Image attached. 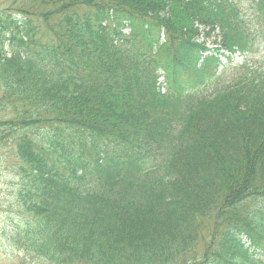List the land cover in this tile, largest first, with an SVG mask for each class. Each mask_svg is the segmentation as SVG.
<instances>
[{
	"label": "trees",
	"instance_id": "obj_1",
	"mask_svg": "<svg viewBox=\"0 0 264 264\" xmlns=\"http://www.w3.org/2000/svg\"><path fill=\"white\" fill-rule=\"evenodd\" d=\"M29 1L38 39L0 13V142L28 232L44 221L18 246L52 264H264V71L220 69L264 46V0Z\"/></svg>",
	"mask_w": 264,
	"mask_h": 264
},
{
	"label": "rangeland",
	"instance_id": "obj_2",
	"mask_svg": "<svg viewBox=\"0 0 264 264\" xmlns=\"http://www.w3.org/2000/svg\"><path fill=\"white\" fill-rule=\"evenodd\" d=\"M241 1L247 5L248 0ZM35 12L33 15L26 13ZM1 19L12 15L17 19L30 17L32 19L31 30L36 32L34 38L38 39L44 28L43 21L38 17V10L32 8L29 0H0ZM19 23H28L20 21ZM21 30V25H18ZM209 39V38H208ZM207 47L213 48L210 40ZM7 49V48H5ZM8 50V49H7ZM209 54H215L210 52ZM225 65L226 77L232 73L240 74L243 71H264V46L257 54H241L236 52L230 56L229 60L221 58ZM12 116L10 110L0 107V119ZM13 138V136H11ZM19 162L16 158L14 143L10 141L0 142V264H52L45 259L37 256L33 252L23 250L18 246V242L30 241L34 244L39 243L44 221L36 220L39 224L35 231H29V227L35 226L31 222V217L26 214L17 199L18 188L20 185V173L18 171ZM209 229H204L197 241L198 248L203 250L206 242V234ZM42 237V236H41Z\"/></svg>",
	"mask_w": 264,
	"mask_h": 264
}]
</instances>
